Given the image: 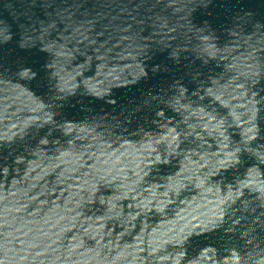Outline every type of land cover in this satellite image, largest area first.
<instances>
[{"label": "water", "instance_id": "1", "mask_svg": "<svg viewBox=\"0 0 264 264\" xmlns=\"http://www.w3.org/2000/svg\"><path fill=\"white\" fill-rule=\"evenodd\" d=\"M0 264H264V0H0Z\"/></svg>", "mask_w": 264, "mask_h": 264}]
</instances>
